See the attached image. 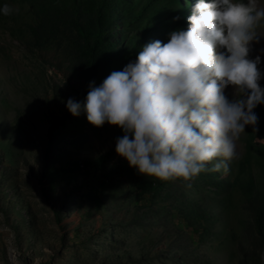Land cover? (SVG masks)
Instances as JSON below:
<instances>
[{
  "label": "rangeland",
  "instance_id": "1",
  "mask_svg": "<svg viewBox=\"0 0 264 264\" xmlns=\"http://www.w3.org/2000/svg\"><path fill=\"white\" fill-rule=\"evenodd\" d=\"M131 1L0 0L12 9L0 14V264H264L257 232L264 118L257 107V130L245 126L229 172L189 181L147 178L115 151L97 164L114 148L118 128L93 127L83 112L73 117L66 110L89 76L98 86L145 43L167 42L173 18ZM101 3L98 42L88 33L99 25ZM255 3L264 9V0ZM255 33L249 58L260 55L264 72V18ZM225 92L231 99V87ZM58 161L79 164L73 180L62 178ZM50 166L56 173L47 178ZM145 181L155 191L141 194Z\"/></svg>",
  "mask_w": 264,
  "mask_h": 264
},
{
  "label": "clouds",
  "instance_id": "2",
  "mask_svg": "<svg viewBox=\"0 0 264 264\" xmlns=\"http://www.w3.org/2000/svg\"><path fill=\"white\" fill-rule=\"evenodd\" d=\"M11 12L0 5V14ZM262 18L255 0H195L186 28L145 43L135 60L98 86L89 82L83 102L68 98L65 108L73 117L83 112L93 127L118 128L116 155L147 178L226 175L238 158L236 141L245 126L257 130L253 110L264 105L261 56L249 58Z\"/></svg>",
  "mask_w": 264,
  "mask_h": 264
},
{
  "label": "trees",
  "instance_id": "3",
  "mask_svg": "<svg viewBox=\"0 0 264 264\" xmlns=\"http://www.w3.org/2000/svg\"><path fill=\"white\" fill-rule=\"evenodd\" d=\"M64 1V0H61ZM104 1V0H102ZM144 1V5H143V10H150L151 11V15H164L167 14V16H169L167 20H171L173 17H179V19L174 20V23L172 25V27L169 29L171 31L176 30V29H184L185 28V24H186V17L188 16L187 12H190V8L193 5L191 3L190 0H143ZM130 6H133L132 1L130 0ZM132 8V7H130ZM166 8H168L167 10H170L169 12H165L164 9L166 10ZM105 8L103 9V3H101V5H98V9H97V18H98V27L96 29H93V31L89 32L88 34L94 36V38L97 39V41L99 42V39H101V37L103 36V32H102V28H103V21L105 19ZM140 18V17H139ZM150 22V21H149ZM78 28H80L79 24H75ZM111 26L117 30V26L115 23H112ZM155 29V28H154ZM89 82H94V86H96V82L94 79V75H91L88 77L87 83H86V90L84 91V93L80 94L79 96V100L81 103L83 102V99L87 93L88 90V85ZM256 113L258 115L263 116L264 118V105H257V111ZM122 132L118 129V136H121ZM111 152H114V148L112 149V151H110L109 153L105 154L103 157H100L96 163L100 164V165H104L110 158L111 156ZM120 161H124V160H120ZM58 163L61 165V170H62V174L65 180L71 181L75 178L74 174L76 173L77 170H79L80 166L79 164H72V163H63L62 161H58ZM56 173V169L53 166L48 167V172H47V178H51V175ZM48 184L50 187H52L55 182L52 179H49ZM139 191L141 194H147V193H151L153 191H155V187H153V184L150 182H142L139 185ZM101 194L96 191V195H95V205L97 207H101L102 205V201H101ZM57 222L60 223L61 220L59 219V217H57ZM263 222H264V207L261 211L260 214V221L258 223L257 226V232L259 235V239L260 242L264 248V228H263Z\"/></svg>",
  "mask_w": 264,
  "mask_h": 264
},
{
  "label": "bare ground",
  "instance_id": "4",
  "mask_svg": "<svg viewBox=\"0 0 264 264\" xmlns=\"http://www.w3.org/2000/svg\"><path fill=\"white\" fill-rule=\"evenodd\" d=\"M117 158H119L120 160H124V159H122V158H120V157H117Z\"/></svg>",
  "mask_w": 264,
  "mask_h": 264
}]
</instances>
